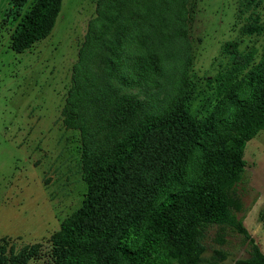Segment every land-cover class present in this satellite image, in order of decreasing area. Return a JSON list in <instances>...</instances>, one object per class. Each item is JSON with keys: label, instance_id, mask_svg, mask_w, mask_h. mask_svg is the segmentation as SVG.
<instances>
[{"label": "trees", "instance_id": "trees-1", "mask_svg": "<svg viewBox=\"0 0 264 264\" xmlns=\"http://www.w3.org/2000/svg\"><path fill=\"white\" fill-rule=\"evenodd\" d=\"M10 3L26 5L10 35L19 53L49 34L61 0ZM191 12V0H98L61 108L63 125L80 135L86 190L49 237L52 264H217L224 254L203 257L205 226L248 237L232 212L233 185L245 142L264 130V45L260 60L240 82L226 83L203 116L179 96L139 97L164 75L165 51L187 38ZM253 21L244 34L263 30ZM36 251L0 254V264H23ZM232 264H264V254L252 243Z\"/></svg>", "mask_w": 264, "mask_h": 264}, {"label": "rangeland", "instance_id": "rangeland-1", "mask_svg": "<svg viewBox=\"0 0 264 264\" xmlns=\"http://www.w3.org/2000/svg\"><path fill=\"white\" fill-rule=\"evenodd\" d=\"M97 3L61 0L49 34L16 53L10 35L26 5L0 0V254L9 258L35 246L36 254L23 264L53 263L49 237L86 190L80 135L63 125L61 108ZM191 7L187 38L165 51L164 75L139 97L158 102L179 96L200 117L215 107L226 83L240 82L260 60L264 0H191ZM255 18L263 30L244 34L242 27ZM227 43L234 45L232 51ZM242 158L233 185L238 208L232 212L248 237L228 225L205 226L203 257L224 254L217 264L247 257L252 243L264 254V130L245 142Z\"/></svg>", "mask_w": 264, "mask_h": 264}]
</instances>
